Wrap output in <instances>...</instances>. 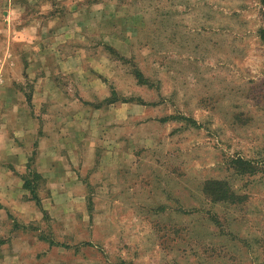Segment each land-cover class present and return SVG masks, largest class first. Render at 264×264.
<instances>
[{
	"label": "rangeland",
	"instance_id": "rangeland-1",
	"mask_svg": "<svg viewBox=\"0 0 264 264\" xmlns=\"http://www.w3.org/2000/svg\"><path fill=\"white\" fill-rule=\"evenodd\" d=\"M261 29L263 0H0V264H264Z\"/></svg>",
	"mask_w": 264,
	"mask_h": 264
},
{
	"label": "trees",
	"instance_id": "trees-1",
	"mask_svg": "<svg viewBox=\"0 0 264 264\" xmlns=\"http://www.w3.org/2000/svg\"><path fill=\"white\" fill-rule=\"evenodd\" d=\"M263 2H264V0H263ZM260 34H261V38L264 40V30L263 29L260 30ZM29 173H30V170H29ZM31 175H33V179H35V180H36V178H41L40 173H38L37 171H33L31 173ZM22 179H23V187L26 189H29L30 192L33 194L32 198H35L36 202L39 203L38 199L35 196V192L32 188L33 179L28 178V176H24Z\"/></svg>",
	"mask_w": 264,
	"mask_h": 264
}]
</instances>
